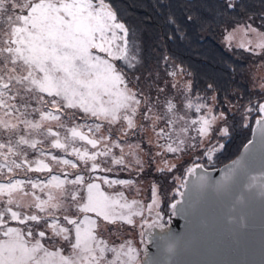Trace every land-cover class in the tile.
Here are the masks:
<instances>
[{
	"label": "snow or ice",
	"instance_id": "6c2138e0",
	"mask_svg": "<svg viewBox=\"0 0 264 264\" xmlns=\"http://www.w3.org/2000/svg\"><path fill=\"white\" fill-rule=\"evenodd\" d=\"M156 7L172 28L158 40L200 21L264 66V0ZM171 59L165 52L147 67L118 0H0V264H149L141 246L165 229L159 185L136 198L150 172L175 183L172 214H195L211 193L239 234L248 220L240 206L259 199L264 208V77L246 96L225 92L222 104L220 89L194 91ZM237 126L253 139L210 182L206 169ZM125 225L138 241L118 235ZM163 240L153 241L158 250Z\"/></svg>",
	"mask_w": 264,
	"mask_h": 264
},
{
	"label": "trees",
	"instance_id": "16d2710c",
	"mask_svg": "<svg viewBox=\"0 0 264 264\" xmlns=\"http://www.w3.org/2000/svg\"><path fill=\"white\" fill-rule=\"evenodd\" d=\"M178 0H173L177 3ZM257 4L258 0H252ZM157 0H118V7L123 12L129 24L138 29L143 40L147 67L156 70L157 59L165 52L171 63L180 64L186 69L192 81L194 91L203 92L207 84L211 83L220 89L221 103L225 92L229 96H246L252 91L249 84V61L254 58L241 50L225 48L222 43V28L209 27L200 21L185 23L183 37L173 40L160 41V35H167L172 28L166 27L163 12L156 7ZM164 75L163 69H160ZM250 130L237 126L227 140L225 149L218 153L214 166H219L232 159L249 139Z\"/></svg>",
	"mask_w": 264,
	"mask_h": 264
},
{
	"label": "water",
	"instance_id": "95a60500",
	"mask_svg": "<svg viewBox=\"0 0 264 264\" xmlns=\"http://www.w3.org/2000/svg\"><path fill=\"white\" fill-rule=\"evenodd\" d=\"M249 139H253L250 133ZM248 139V140H249ZM247 140V141H248ZM229 161L207 167L209 181L218 180L225 165L230 164L244 150ZM186 191V189H181ZM178 199H181L180 197ZM198 211H180L172 214L163 232L160 229L151 231L147 238L142 259L149 264L161 261L162 264H260L262 258V238H264V208L259 199L243 208L248 220L247 227L240 229L239 234L233 231L234 224L228 223L229 210L221 198L207 194L196 201ZM232 214V219L235 215ZM160 237L162 247L157 249L153 243ZM168 243L174 245V251H165Z\"/></svg>",
	"mask_w": 264,
	"mask_h": 264
},
{
	"label": "rangeland",
	"instance_id": "374dc122",
	"mask_svg": "<svg viewBox=\"0 0 264 264\" xmlns=\"http://www.w3.org/2000/svg\"><path fill=\"white\" fill-rule=\"evenodd\" d=\"M237 39H239V37H237ZM221 43L225 48L229 49L224 42L223 35H222ZM234 49L243 51L242 49H237V48L233 47L232 50H234ZM249 69H250L249 84L253 88V84L255 82H258L262 77H264V66H261V62L259 61V59L254 57L249 61ZM185 79H187V78L185 77ZM185 159H189V158L186 157ZM182 173H183V169H180L176 173V175L182 176ZM153 181H155L159 185L160 212H161V215L163 216L162 222L166 226L169 222L171 215H172V210L169 207V204L171 202H174V200L172 199V193L175 189V183L172 181L171 178L164 179L163 177H160L158 174H156L154 172H150L144 179V182L142 185V194L136 198L150 199V186L153 183ZM125 191H126V195L129 198H133L135 196L134 191L133 192H128L127 190H125ZM178 198L179 197H176V199H178ZM153 230L154 229H151L150 231H153ZM118 235H120L121 238L127 236L130 239L137 240V241L139 240V237L136 233V230L129 229L127 225L124 226L123 231L118 233ZM113 239H114V237H113ZM146 240H147V238H145V242L141 246L143 249L142 256L144 254V246H145Z\"/></svg>",
	"mask_w": 264,
	"mask_h": 264
}]
</instances>
